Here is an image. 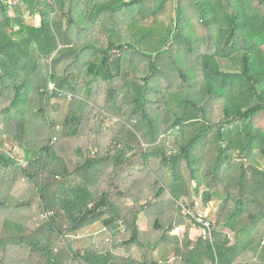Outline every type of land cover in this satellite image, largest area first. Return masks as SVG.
<instances>
[{"label": "trees", "instance_id": "obj_1", "mask_svg": "<svg viewBox=\"0 0 264 264\" xmlns=\"http://www.w3.org/2000/svg\"><path fill=\"white\" fill-rule=\"evenodd\" d=\"M184 3L194 9L193 18L188 17ZM74 8L86 11L88 17L91 13L94 18L109 13L117 24L120 15L130 19L122 22L119 29L126 33L120 36L122 45L105 49L96 45L82 47L79 54L91 50L89 60L82 62L84 74L95 83L102 81L112 86L114 77L120 75L125 49L133 51L139 47L137 55L143 58L146 75L141 84L136 76L138 89L133 102L141 119L147 117L146 83L167 78L168 73L181 71L179 68L191 76L188 89L195 86L199 91H188L185 101L178 102L185 104L180 116L166 110L176 118L172 126L184 130L178 147L165 154L161 149L164 145L156 146L160 128L155 119L147 131L148 149L140 141L137 147L140 167L149 179L154 177L155 161L170 173L166 186L154 181L159 187L153 197L167 193L181 214L178 200L188 186L193 192L188 201L191 209L202 189L207 190V200H221L224 208L213 224L210 239L202 235L193 242L188 235L182 240L172 237L177 219L168 223L155 219L150 230L141 232L138 221L146 204H138L139 209L137 204L130 206L122 215L116 209L109 214L114 208L107 200L108 194L88 187L72 190L68 196L62 194L61 198L52 194L51 189L64 177L65 164L57 170L60 159H56L58 150L65 154L64 125L63 130H57L51 115L45 134L37 132L46 111L52 113V99H77L66 90L72 88L66 78L72 72H58L60 65L69 63L66 54L74 47H66V31L60 33L56 29L57 23L67 16V23L72 22ZM35 15L40 17L39 27L28 22ZM163 15L168 16L167 22L161 18ZM190 20L210 27L196 46L195 38L182 30V23ZM114 50L115 55H120L109 57ZM190 56L194 57L192 63L186 61ZM183 73L179 77L185 80ZM49 83L72 98L49 94ZM178 87L155 91L167 105L169 98L176 100L184 92ZM139 89L143 91L138 93ZM0 104V193L6 178L4 169L13 171L11 184L20 173L32 187L19 203H9L6 196L0 195V211L8 216L5 224L0 216V264H167L166 260L155 259L154 253L168 245L173 246L174 264H264V237L260 232L264 225V0H22L12 10L0 6ZM214 104L220 113L210 122L206 110L214 108ZM26 109L28 115L24 113ZM164 120L167 122V116ZM173 127L164 133L169 134ZM4 137L23 149L24 163L5 152ZM162 143L167 144L164 140ZM96 160L83 163L80 159L76 164L80 169L85 164V171H96ZM168 176L163 174V180ZM186 195L189 197L188 192ZM33 201L39 202L37 213L27 215L25 210ZM5 206L16 212L24 209L25 215L13 214L10 218ZM42 214L50 215L36 223L35 218ZM97 223L108 232L124 227V239L112 234V242L93 243L82 249L66 240L72 236L79 239L78 233ZM134 249L140 254L133 253Z\"/></svg>", "mask_w": 264, "mask_h": 264}, {"label": "crops", "instance_id": "obj_2", "mask_svg": "<svg viewBox=\"0 0 264 264\" xmlns=\"http://www.w3.org/2000/svg\"><path fill=\"white\" fill-rule=\"evenodd\" d=\"M72 15V22L67 23L69 17L67 16V18L61 20V23H57L58 26L56 27L60 33L66 31L64 37L65 46L74 47L73 51L66 54L67 62L79 61L80 59L82 62L88 61L91 50H85L79 54V49L82 47L96 45L99 48L105 49L110 45H114L115 47L122 45L120 36L113 38L110 36L113 35V31L117 32V29L112 24H106V17L110 16L109 13L103 12L94 18L91 13L88 17L86 11L83 10L80 12L79 8H74L72 10ZM28 22L35 27H39L41 21L40 17L35 15L29 18ZM125 50L122 60L124 63L123 66H121L120 75L114 77L112 86L102 81L100 83H95L97 81H91L90 77L83 73L84 77L88 78L89 82H83L82 86L80 85L81 88L78 93L82 94L81 104H78L80 102H78L77 99H73L72 101L74 102L67 101L71 102L70 108L61 104L58 106V108L60 107L59 111L55 112V110H52L54 112L52 116L55 119V124H57V130H63L62 125L64 122L66 135L64 140L65 154H63V150H58L56 152V159H60L58 163L60 165H58L57 170L61 169L62 163L65 164V170L62 171L64 177L60 178L61 183L55 185L51 189L52 194L57 198H61L62 194L68 196V193L70 194L72 190L77 188L88 187L89 189L96 190L98 193L104 192L106 195L108 194L107 200L113 208L130 207L138 204V201L139 204L143 203L141 197L146 191L144 190L146 189V184L140 181L146 176V171L140 167L141 156L138 154L137 141L132 137L131 133L123 129L122 126H119L121 123V116H125L124 112L121 110H119L121 111L119 112L115 109L116 111L114 110V114H107V111H101V115L98 113L96 114V108L92 99L94 96L109 93L110 91L115 92L117 95L124 94L127 99L125 101L132 106L128 114L129 120H137V104L133 102L138 89L135 85L137 79L136 76H132V72H130L128 68H132V64L136 66L137 60L141 57L130 49ZM115 53V50L112 51L109 57L116 58L120 55V52H118V55H115ZM71 72L72 73L67 74L66 78L73 89V81L75 77L77 78L79 76H76L74 71ZM124 80H127V82ZM148 89L152 90L147 87L146 83V97ZM66 90L73 95L72 91H70L71 88H67ZM75 95L77 94L75 93ZM85 98L88 101H86ZM51 105L53 106L52 102ZM214 106L216 107V104H214ZM64 112L68 114L62 120ZM108 118L111 119L108 120ZM126 126H129V124H126ZM112 129H114V131L110 134ZM147 131V129L144 131V135H146L145 141L144 139L141 140V144L145 150L148 148V143L150 142ZM3 143L5 152L11 158L16 159L20 163H24V151L20 146L11 139L5 137ZM111 144H113L114 147H112ZM62 157H64L65 160H61L63 159ZM80 159L83 163H85L87 159H97L95 164L96 171H85V164L81 169L78 168L76 163ZM107 163H109L108 166ZM3 172H5L6 178L2 181L0 195L6 196L9 203L22 202L29 194L28 191L30 192V190H32L31 185L20 173L15 175L12 180L13 184H11V178L13 177L12 169H4ZM195 206L197 207V204H195ZM38 207L39 202L33 201L31 207L27 208L25 212L27 215H32ZM4 210L10 215V218L15 216L13 214H16L17 217L25 215L23 212L24 209L16 212L14 208H7L5 206ZM0 216L2 223L7 221L6 217L8 216L4 215L3 211H0ZM141 216L142 214L139 216L138 226L141 222ZM139 228L141 232L145 231V229ZM200 236H202V234H199V237ZM231 236L232 235H230V237ZM189 239L194 240L193 236L189 237ZM157 250L159 249L157 248L156 251Z\"/></svg>", "mask_w": 264, "mask_h": 264}, {"label": "rangeland", "instance_id": "obj_3", "mask_svg": "<svg viewBox=\"0 0 264 264\" xmlns=\"http://www.w3.org/2000/svg\"><path fill=\"white\" fill-rule=\"evenodd\" d=\"M184 7H185V12L188 14V17L193 18L194 9L191 6H189L187 3H184ZM12 14H13V12H12ZM118 18L120 19L119 24H117V22L114 20V18L112 16L106 17V21H105L106 24H112L117 29V32L113 31L112 32L113 35H110L112 38L118 37V36H123L124 34H126L125 32L124 33L119 32V29L122 28L124 25L122 22H124L125 20L129 21L130 19H127L126 17L124 18L121 15ZM161 18L164 20V22L168 21V16H166V15L161 16ZM182 30L184 31L185 34L191 36L192 38H195L194 43L196 46V44H198L197 41L200 40L201 38L205 37V35H207V33H209L210 27L204 28L202 25H200L199 22L196 23V21L193 22L192 20H190L186 23H182ZM133 51L135 54H139V47H135L133 49ZM169 58L173 59L174 56H172L169 53ZM142 59L143 58H139L137 60L136 66H135V64H132V68H128L130 70V72H132L134 74V76H137V78H139L138 84H141L143 77L146 75V73L144 71V63L142 62ZM186 61L192 63L194 61V57L190 56V57L186 58ZM69 63H63L62 65H60L58 67V72L60 71L59 73H61V70L63 69V70H65V73L74 71L75 74H79L78 75L79 77H77V78L75 77V80L73 81V85H74L73 89L71 88L70 91H72L73 95H75V93L77 94L75 96H76L78 102H80V103H78V102H76V103H78L80 105L82 94H80L78 92L80 91L82 83L88 81V78L84 77V75H83L84 70H85V65H84V63L82 64V61L81 62L76 61V63L74 65H71V66L68 65ZM179 70H181V71L176 70V71L168 73L167 78H162V77L158 78V79L155 78V80L157 79L158 81H155V83H154V79H153V81H151L149 84H147V87L151 88L152 90L148 89V92H147L148 104L144 108V110L147 113V117L145 119H141L140 118L141 114L139 113L140 115L137 114V116H136L137 120H129L128 114L130 112L129 110L132 109V106L128 102L125 101L127 99H125L124 94L117 95V94H115V92H111V91L109 93L99 94V95L94 96L92 98L94 106L96 108V111H95L96 114L98 113L101 115V113H100L101 111H107L106 112L107 114L108 113L114 114L115 109H117V111H119V110L123 111L125 116H121V121H120L121 123L119 126H122L123 129H125L127 132L131 133L132 137L137 142L138 141L141 142L142 139H144V141H145L146 135H142V131H143V129H147L148 131H150L151 128H149V124L151 123L152 120L155 119V122H156L158 129L160 128L159 132H158L159 134L157 133V136H156V137H158L157 138L158 143L156 146L164 145L163 148H161V149L165 152V154H167L168 152L169 153L173 152V150L178 147L177 143H179V144L181 143L180 136L184 133V130H182L179 126H177V127L172 126L173 122L175 121L176 118L173 117V115H171L172 113L169 114L166 110L171 111V112L177 114L178 116H180L182 114V109L185 106V104H178V102H180V100L185 101V99L188 96L187 95L188 91H190L193 94H196L199 91L198 88L196 89L195 86L193 88L188 89V86L191 85V81H192V79H190L191 76L188 75L187 72L183 68H179ZM182 71L184 72L183 74L185 75V80L182 77H179L180 72L182 73ZM65 73H62L60 75H63ZM184 84H185V86L180 87V85H184ZM177 86H179L178 89H180V91H184V92H180V94H179V96H177L178 98L176 100L175 99L172 100L171 98H169V101H168L169 104L166 105V103H164L163 101H162L163 102L162 103L161 98H160V94H158L157 91H155V89L156 88L159 89V91L161 93L162 90H164V91L165 90H171V88L173 90L174 89L177 90V88H176ZM141 91H143V90L139 89L138 93ZM86 97H87V95H86ZM31 98H33V95H31ZM89 98H90V96H89ZM85 100L88 101L86 98H85ZM57 101L54 99H52V101H51L53 104L52 110H55V112L59 111L58 106H60L61 104L66 106L67 108H70L71 102H67L65 100H57ZM140 101L143 102V99L140 98ZM4 102H5V100H4ZM32 102L36 103L35 101H32ZM72 102H74V101H72ZM161 103H162V105H161ZM0 107H1V104H0ZM52 110H51L52 113H50V111L47 110L44 118L41 119L42 123L40 125L38 123L39 128H38L37 133H39L41 135L45 134L44 127L46 128L47 123L49 121H52L51 115L54 114V112ZM121 111H119V112H121ZM67 112H69V111H67ZM67 112L63 113L64 116H63L62 120L68 114ZM24 113H26V115H28V110L26 109L24 111ZM219 113H220V109H218L217 107L209 109L208 111L206 110L207 118L210 122H214L215 119L218 117ZM166 116H167V122H165V120H164ZM133 117H134V115H133ZM110 119L111 118H108V120H110ZM12 123L13 122H11V124ZM126 124H129V126H126ZM63 125H64V122H63ZM168 127H173L174 130L171 129L172 131H170L169 134H165L164 132L165 131L167 132ZM176 128H178V129H176ZM113 131H114V129H112L110 134ZM162 135H164V136H162ZM34 137L37 140H39L38 137H36V136H34ZM162 140L166 141L167 144L166 145L163 144ZM57 141H59V139ZM111 146L114 147L113 144H111ZM150 156H151V154H150ZM153 164H154L153 165L154 177L149 179L147 176V173H146V176H144V179L142 181H140L143 184H146V189H144L146 191L144 192V194L141 197L143 199V203L142 204L140 203V205L143 206L144 204H146L147 207L144 209V213L142 214V216L140 218L141 222L139 223V227L145 229V231H146V230H150V227L152 226L153 221L155 219L160 220L162 223H165V222L168 223L170 221L172 222V221L177 219L179 223L176 224V226H174V227H178V230L174 231V233H172L173 235L172 234H170V235L172 237H178L180 240H182L185 235H188V237L193 236L194 240H192V241L193 242L196 241L199 237V234H200L199 229L197 227H194L193 224L190 222V220L185 218L184 215H182L178 211V209H177L178 206H176L177 204L173 203L170 200L168 194L167 193L162 194L160 197H157V198L153 197V193H155L159 187V185L155 184L154 181L158 180L159 184L166 186L167 182L171 178L170 176H168V175H170V173L168 171L166 172L167 169L165 167H163L159 161H155ZM108 165H109V163H107V166ZM102 166H103V164H102ZM163 174L168 176L166 179L164 178V180H163ZM183 174H185V173L182 172V175ZM186 192H188L189 197H186L187 196ZM206 192H207L206 189H202L199 196L194 198V201H195V204H197V209L202 210L208 216V218H210L212 220V222L215 224L217 222V220L219 219V217L221 216L224 206L223 205L220 206L221 200L217 199V197H214V199H212V200H207ZM190 196L192 198L193 192L191 191V189H189V186H188V188L185 189V193H184V196L182 198L183 200L179 198L178 201L181 203H182V201H183V203H188ZM138 204H139V201H138ZM138 204L135 206V207H137L136 209H139ZM128 209L130 210L131 208H129V207H126V208L114 207V209L110 210L108 213L110 214L112 212L117 211V213H119V215H122L125 211H128ZM36 213H37V210L34 214H36ZM42 217H43V214L37 216L35 218L36 223L37 222L41 223L40 220H43ZM1 226L2 225L0 224V232H1ZM101 229H102L101 224L97 223V224L93 225L92 227L85 229L83 232L78 233L79 239H75L77 236H72L69 238L67 237L66 240H69L74 248L82 249L85 246H89L93 243H98V242H102V241L106 242V239H109L110 240L109 243H110L114 240L112 234H116L115 237L118 239H124L122 237V235L126 234L124 227H119L118 229H116L113 232H108V230H107V232H105V233L100 232ZM223 232H226V233L232 235V233L227 229H224ZM260 232H261L262 236L264 237V225H262ZM263 237H262V239H263ZM152 238L154 239L155 237H152ZM153 239L151 240V238H150V241H153ZM55 246H57V243L55 245H53L54 248H56ZM158 249L159 250H157V251L155 250V253H154L155 259L166 260V261H168L167 264H174L173 246L172 245L171 246L168 245L165 247H159ZM23 253H25V252L23 251ZM116 253L120 254V251L119 252L116 251ZM133 253L140 254V251L134 249ZM0 257L1 258L3 257L2 248H0ZM17 258H19V256ZM176 263L178 264V262H176Z\"/></svg>", "mask_w": 264, "mask_h": 264}, {"label": "built area", "instance_id": "obj_4", "mask_svg": "<svg viewBox=\"0 0 264 264\" xmlns=\"http://www.w3.org/2000/svg\"><path fill=\"white\" fill-rule=\"evenodd\" d=\"M22 0H0V6H6V8L12 10L14 9ZM47 92L49 94L55 93L59 97L67 98L70 100L72 98L71 94L61 93L55 90V87L53 84H48ZM56 138H53V141H56ZM179 207L182 210V214L185 218L190 220L194 227L201 228L203 230V237L205 238H211V229L213 227V222L208 216L202 211L198 210L195 206V208L191 209L188 203H180ZM50 214H44L43 219L47 218ZM178 230V227L174 229V231ZM173 231V233H174ZM101 232L105 233L107 232L106 228H103ZM78 238V237H76ZM106 242H109V239H106Z\"/></svg>", "mask_w": 264, "mask_h": 264}]
</instances>
